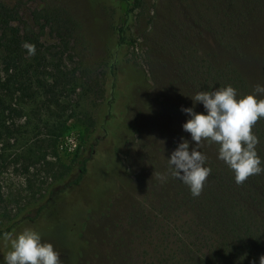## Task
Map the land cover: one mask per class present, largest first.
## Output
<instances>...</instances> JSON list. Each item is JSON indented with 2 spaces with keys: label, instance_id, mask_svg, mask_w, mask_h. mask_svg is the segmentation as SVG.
Here are the masks:
<instances>
[{
  "label": "rangeland",
  "instance_id": "rangeland-1",
  "mask_svg": "<svg viewBox=\"0 0 264 264\" xmlns=\"http://www.w3.org/2000/svg\"><path fill=\"white\" fill-rule=\"evenodd\" d=\"M4 1L18 12L24 39L37 41L46 58L63 50L61 58L68 68L77 67L83 87L73 96L77 107L55 141V155L49 150L29 167L44 150L38 141L45 129L34 109L19 99L6 101L13 109L0 115L1 228L11 226L12 235L24 228L38 231L60 253L61 264H153L161 248L146 231L168 224L179 237L186 216L213 224L226 213L228 203L215 197L222 187L213 179V162L224 163L217 159L218 145L203 142L200 149L211 172L199 196L171 176L167 160L182 139L190 149L194 144L182 128L189 117L181 108L204 111L202 103L193 104L196 92L235 83L240 96L264 84V0H138L124 33L129 45L120 53L129 68L122 84L132 85L119 87L118 80L112 128L101 124L104 100L93 91L108 75L110 49L119 50L125 2ZM95 132L101 142L81 188L57 196L36 220L23 221L49 192L75 178L76 161L90 155ZM31 147L36 155L27 160ZM227 178L250 195L244 214L251 217V211V219L257 214L260 220L264 201L257 206L256 200L264 196V173L237 184L229 169ZM9 250L10 241L2 239L0 264Z\"/></svg>",
  "mask_w": 264,
  "mask_h": 264
},
{
  "label": "trees",
  "instance_id": "trees-1",
  "mask_svg": "<svg viewBox=\"0 0 264 264\" xmlns=\"http://www.w3.org/2000/svg\"><path fill=\"white\" fill-rule=\"evenodd\" d=\"M88 1L91 3H116V0ZM123 1L126 5L125 19L117 29L119 50L114 52L110 49L106 63L108 75L103 80L102 86L94 83V86H98L97 90H91L94 93L98 92L103 97L104 104L101 112L104 117H102L101 124L108 125L110 128H112L113 115L118 111L115 109L117 98L114 96L118 80H120L119 87L132 85L129 81L122 84L121 80L129 77L125 72L129 68L126 67V63L121 61L120 53L125 51L129 45L130 41L127 40L124 33L130 28L134 9L139 7V4L138 0ZM18 21V12L8 6L4 0H0V115L6 109H13L10 106L11 103L6 102L8 99H19L22 104L34 109L39 114L45 129L44 132H41L44 134V138L42 137L38 141L40 146L44 144V150L37 160L27 165L29 167L43 159L49 150H51L49 152L51 155H55V141L64 130L67 119L74 114L75 107H77V103L73 102V96L77 94L76 90L82 88L83 85L81 76L77 74V67L68 68L64 62L66 58H61L63 50L56 52L57 58H46L37 41L33 42L29 39V42L24 39ZM24 42L35 46L34 55L25 56L26 50L22 46ZM65 48L66 44L63 49ZM51 55L53 56V54ZM230 85L236 87L235 83ZM95 124L96 120L93 121V125ZM113 128H115V124H113ZM252 131L259 139L256 150L261 158V166L264 167V118L257 120ZM104 133L113 139V148L117 147L115 139L110 136L111 133L109 131ZM97 134L99 133L95 132L92 138L90 155L77 159L78 171L75 178L58 191L49 192L36 206L33 216H28V218L22 219L23 221L36 220L57 196L69 190L78 191L81 188L90 162L101 142V138H98ZM25 151L28 153L27 160L30 159L29 155L31 157L36 155L34 147ZM213 165L218 167V170L213 172V179L223 188H220L222 195L219 194L215 197L220 200L219 203H228L225 208L226 213L219 214L218 218L213 219V224L196 215L186 216L182 222H179V237L170 233L172 230L168 224H162L146 231L151 234L149 238L153 243L159 244L161 248L158 253H155L153 264H259V257L264 255V213L263 217L260 216V220L257 214H255L256 219H251L254 214L250 210L251 217L246 216L244 214L246 206H248L246 197L249 198L250 195L246 191H242L239 185L231 184L233 181L227 178L230 168L225 163L213 162ZM101 168L106 169L107 167L104 165ZM226 191L231 193L229 195L231 197H226ZM256 201H260L257 202V206H260V203L264 201V196L257 198ZM10 229L11 226L0 227V241L2 234L8 233ZM14 233L15 231L12 234Z\"/></svg>",
  "mask_w": 264,
  "mask_h": 264
},
{
  "label": "clouds",
  "instance_id": "clouds-1",
  "mask_svg": "<svg viewBox=\"0 0 264 264\" xmlns=\"http://www.w3.org/2000/svg\"><path fill=\"white\" fill-rule=\"evenodd\" d=\"M29 56L35 54V46L22 45ZM264 84H257L253 92L237 95L231 85L217 87L211 92L198 91L191 99L200 102L203 112L193 107H183L188 115L182 124L194 142L182 139L168 157V169L172 177L181 180L192 196H199L211 169L206 166V155L200 150L203 142L218 145L217 159L223 161L233 172L235 183H243L249 176L264 172L256 146L258 137L252 127L258 119L264 118ZM161 180L166 176L159 177ZM2 239L10 241V250L4 254L3 264H61L60 253L41 234L24 228L15 235L3 233ZM264 264V255L259 257Z\"/></svg>",
  "mask_w": 264,
  "mask_h": 264
}]
</instances>
